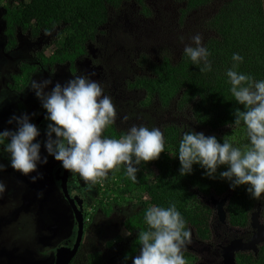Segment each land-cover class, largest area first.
Returning <instances> with one entry per match:
<instances>
[{
	"label": "trees",
	"instance_id": "obj_1",
	"mask_svg": "<svg viewBox=\"0 0 264 264\" xmlns=\"http://www.w3.org/2000/svg\"><path fill=\"white\" fill-rule=\"evenodd\" d=\"M175 1L179 4L180 24L191 13L217 3L214 13L204 23L208 32L204 44L211 53L213 70L201 73L184 56L183 50L174 59L164 48L156 61L140 54L135 62L137 72L124 82L125 89L141 94V105L155 106L161 112L170 111L186 117L193 127L174 121L160 125L166 141L165 151L158 159L142 162L138 166V183L128 179L122 168L119 172L110 173L105 182L94 186L96 204L89 213L88 224L100 226L98 217L112 215L113 207L118 204L129 207L128 211L123 210L122 217L132 235L125 248L120 250L121 264H131V257L140 253L138 234L146 229L144 215L153 205L167 207L170 202L175 203L192 234L204 242L211 239L210 221L213 217L212 207L203 201L205 197L225 199L226 220L230 226L248 227L256 207L261 209L264 220V196L253 199L246 190L247 185L231 189L228 181L219 179V173L225 171L226 166L218 169L217 179L205 176L204 169L199 165H193L191 174L181 176L180 163L175 156L182 131L192 130L215 136L221 143L223 137L244 131L243 125L240 128L229 126L235 119V110H243V106L231 96L225 72L233 63L232 54L239 53L245 58L239 70L252 74L257 80L264 79V0ZM130 2L137 5L142 15H151L146 0H5L1 5L4 34L8 38L4 50L16 46L17 32L34 40L40 34L47 35L57 29V35L62 37L59 48L47 56L48 46H44L36 56L52 69L56 63H68L70 70L74 71L75 61L87 53V45L103 32L110 11ZM54 43H58L56 39ZM19 64L20 72L12 76L8 85L15 91L25 87L35 67V64L26 61ZM145 125L156 126L152 119H148ZM122 133L113 125L105 130L104 135L119 138ZM239 138L236 140L240 144L242 141ZM112 244L113 238H107L106 246L111 247ZM184 255L185 258L191 256L188 252ZM83 256V264H106L107 259L99 249L89 251L80 248L75 261H80ZM234 259L235 264H264V243L256 253L240 251Z\"/></svg>",
	"mask_w": 264,
	"mask_h": 264
},
{
	"label": "rangeland",
	"instance_id": "obj_2",
	"mask_svg": "<svg viewBox=\"0 0 264 264\" xmlns=\"http://www.w3.org/2000/svg\"><path fill=\"white\" fill-rule=\"evenodd\" d=\"M4 2L5 0H0V39L3 34L1 5ZM146 4L151 11L150 16L142 15L137 5L132 2L117 10H111L103 32L93 43L87 45V53L75 61L74 71L69 69L68 63L55 66L51 72L41 68L40 74L33 81L41 83L50 80L51 83L43 89L45 93L51 92L57 83L64 86L80 75H88L92 80L100 81L105 88V94L113 98L116 106L115 127L123 132L133 124H146L148 119H152L157 127L167 121L193 127L186 117L170 111L161 112L155 106L141 105V94L125 89L124 82L131 78L132 73L137 72L135 62L140 54H146L156 61L161 50L165 48L175 59L185 44L191 43L193 35L199 33L204 40L208 33L204 23L214 13L217 3L191 13L183 24L179 22V4L175 0H146ZM18 35L19 49L14 52L4 51L3 42H0V127H8L10 130L17 127L15 121L8 123L14 115L20 117L27 114L32 122L40 110H45L31 84L22 93L8 89L9 76L13 73L14 66L18 61L34 62V52L44 46H48V56L62 42V37L57 35V29L50 34L40 35L36 40H29L20 33ZM181 37L184 38L183 41ZM55 39L57 44L54 43ZM126 116L127 120L124 119ZM42 129L44 128L41 127L40 136L36 139L41 142V158L46 156L47 163L38 164L36 171L22 175L7 163H10L8 155L0 153L1 164L8 166L6 170L0 171V182L6 185V191L0 197V264H53L54 248L64 241H72L75 237L73 215L52 176V171L58 165L61 166V162L48 155L44 147L47 137ZM236 135L242 141L240 144L237 142L238 146L247 143L244 131L229 136ZM38 175L42 178L33 182L32 177ZM71 177L73 189L81 195L73 183V174ZM80 185L83 187L84 181L81 180ZM81 197L84 199V210L88 217L96 204L95 188ZM203 201L213 209L210 221L211 239L207 242L200 241L192 234V242L186 251L191 255L186 257L188 264H235L234 255L237 252H253L257 243L264 242V220L259 207L251 214L248 227L238 228L230 226L226 220L223 197L209 196L203 198ZM113 209L112 215L98 217L100 226H91L82 241L88 248L93 247L90 249H99L105 255L107 264H121L120 250L125 248L131 236L125 234L131 229L123 222L122 213L123 210L128 211L129 207L118 204ZM110 237L113 238V248L106 246V240ZM84 261L83 256L75 264H83Z\"/></svg>",
	"mask_w": 264,
	"mask_h": 264
},
{
	"label": "clouds",
	"instance_id": "obj_3",
	"mask_svg": "<svg viewBox=\"0 0 264 264\" xmlns=\"http://www.w3.org/2000/svg\"><path fill=\"white\" fill-rule=\"evenodd\" d=\"M183 54L201 73L213 70L211 53L201 34L191 37ZM231 59L233 63L225 72L226 83L243 110H235V119L229 126L240 128L243 125L247 143L238 146L233 136L223 137L221 143L215 136L185 130L175 156L180 163L181 176L191 174L193 165H199L205 176L217 179L218 169L226 166V170L219 173V179L228 181L233 190L247 185L249 195L261 199L264 196V79L257 80L252 74L239 70L244 56L233 53ZM50 83V80L31 83L49 121L44 147L48 155L73 174V183L82 196L105 182L110 173L122 168L128 179L138 183V166L158 159L165 151L164 134L156 126L133 124L119 138L104 135L106 129L115 125L117 110L100 81L80 75L64 86L57 83L51 92L45 93L43 89ZM13 121L17 125L15 131L0 132V153L8 155L14 170L29 175L37 170L38 164L47 163L46 156L41 158V142L36 139L40 131L27 114L14 115L8 123ZM4 170L5 165L0 164V171ZM38 178L42 176H34L32 181ZM5 191L6 185L0 182V197ZM144 222L146 229L138 234L140 254L133 259V264H188L184 253L192 242V232L175 203L170 202L167 207L150 206ZM125 234L132 235L131 231Z\"/></svg>",
	"mask_w": 264,
	"mask_h": 264
},
{
	"label": "flooded vegetation",
	"instance_id": "obj_4",
	"mask_svg": "<svg viewBox=\"0 0 264 264\" xmlns=\"http://www.w3.org/2000/svg\"><path fill=\"white\" fill-rule=\"evenodd\" d=\"M4 29H5V26H4V21H3V34H2L1 39H0V42H1V43L3 42V47H5L6 42H7V39H8L7 36L4 34ZM18 34H19V32H17V34H16V46L13 47V48H10L8 51H7V50H4V51H6V52H10V51L14 52V51L18 48V46H19V45H18V42L20 41V39H18V36H19ZM40 35H42V34H40ZM26 38L29 39V37H28L27 35H26ZM37 38H38V37H37ZM37 38H36V39H37ZM36 39H34V40H36ZM29 40H31V39H29ZM18 49H19V48H18ZM18 49H17V50H18ZM41 49H42V48H40L38 51H41ZM38 51H35V52H34V57H35L34 59H35V61H34V62H28L29 64H35V67H33L32 71L30 72L31 75L29 76L28 81H27V84L25 85V87H24L23 89H21L20 91L11 90V89L8 87L9 90H11V91H13V92H16V93H22V92H24V90H25L27 87L30 86V84L32 83V81L34 80V78L37 77L38 74H40L39 71L41 70V68H45V69H47L49 72H51V71L55 68V66L57 67V63H56L55 65H53V69H52L49 65H46V64L40 62L39 59H38L37 56H36V54H37ZM20 62H21V61H20ZM20 62L18 61V62L16 63V66H14V70H16L15 72H14L13 68L10 69L11 71L13 70V73L9 76V77H10V82H9V84H11V82H12V76L17 75V74L20 72V69H19V65H20L19 63H20ZM26 62H27V61H26ZM69 69H70V68H69ZM11 71H10V72H11ZM9 84H8V85H9ZM43 113H46V110H40V111L36 114V116L33 118V121H32L31 123L35 124V123H36V120H38V118H40L39 121L36 123V126H37L38 130H40L41 127H43L44 129H42V130H43V131L45 132V134H46V130H47V129L45 128V126H47V124L49 123V121H47V120L45 119L46 114H45L44 116H42ZM2 119H3V118H2ZM16 128H17V127H14L12 130H10L11 128L6 127V129H7V130H10V131H15ZM6 129H3L2 127H0V132L4 131V130H6ZM1 163H2V161L0 162V164H1ZM3 163H5L4 160H3ZM7 163L10 165L9 162H7ZM3 165H4V164H3ZM7 167H8V166L5 165V170L7 169ZM63 175H64V168H63L62 166H60V165H58V166L56 167V169H55L54 171H52V176H53V179H54V183H55V185L59 188V190L61 191L62 195H63V192H62V189H61V182H62L61 177H62ZM66 175H67V176H66V188H67V192H68L69 196H70V197H74V196H76V197H78L79 199H81V200H82V207H83V233H82V238H81L80 245H79V247H78V249H77V252H76V254H77L80 248H82V249L85 248V250L87 249V250H89V251L92 250V249H90V248H92V247L90 246V247L88 248V246H86L82 240H83V238L86 236V231H87L88 229H90L91 226H95V225H94V224H88V222H89V215H88V217H87V216H86V215H87V211L84 210V199H83V197H81V195H79V192H78L76 189H73L72 179H71V178H72V177H71L72 173H71L70 171H68ZM94 188H95V187H94ZM63 197H64V195H63ZM64 198H65V197H64ZM65 200H66V202H67V204H68V206H69L70 212H71L72 215H73V218H74V221H75V225H76V232H77L78 226H77V222H76V220H75V217H74L73 211H72V209H71V207H70V205H69V203H68V201H67L66 198H65ZM86 217H87V218H86ZM75 237H76V233H75ZM75 237H74V239H73L72 241L67 240V241L62 242L60 245L56 246V247L54 248V251H53V252H54V257H55V253H56V251H57L58 248H60V247H69V248H71V247L73 246V244H74ZM263 243H264L263 241L257 243L256 246H255V249L253 250V252H252V251H247V252L256 253L257 250L259 249V247H260ZM112 245H113V244H112ZM111 248H113V247L111 246ZM49 250H51V249H49ZM243 252H244V251H243ZM76 254L74 255V257L72 258V260L70 261L69 264H75V263L77 262V260L75 261V256H76ZM54 260H55V258H54ZM53 264H54V263H53ZM106 264H107V260H106Z\"/></svg>",
	"mask_w": 264,
	"mask_h": 264
},
{
	"label": "water",
	"instance_id": "obj_5",
	"mask_svg": "<svg viewBox=\"0 0 264 264\" xmlns=\"http://www.w3.org/2000/svg\"><path fill=\"white\" fill-rule=\"evenodd\" d=\"M47 113H43L42 116H44ZM40 118H38V120H36V123L39 121ZM35 123V125H36ZM68 170L64 169V175L61 177V189L63 192L64 197L67 199L75 220L77 222V232H76V237H75V241L74 244L71 248L69 247H60L57 249L56 253H55V260H54V264H69L70 261L72 260V258L74 257V255L77 252V249L80 245L81 242V238H82V233H83V207H82V200L79 199L78 197L74 196V197H70L68 192H67V188H66V174H67Z\"/></svg>",
	"mask_w": 264,
	"mask_h": 264
}]
</instances>
